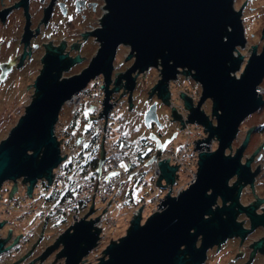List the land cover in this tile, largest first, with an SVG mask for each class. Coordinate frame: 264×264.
Listing matches in <instances>:
<instances>
[{"label": "water", "instance_id": "1", "mask_svg": "<svg viewBox=\"0 0 264 264\" xmlns=\"http://www.w3.org/2000/svg\"><path fill=\"white\" fill-rule=\"evenodd\" d=\"M104 2L106 12L100 13L101 23L95 24L98 27L91 32L100 45L97 51L92 52L89 64L61 77V72L80 61V57L71 58L66 65L46 60L33 84L35 96L28 101L25 112L20 111L8 135L0 138V186L7 180L15 182L22 178L23 183H28L26 192L31 195L38 180L52 183L54 169L66 158L60 152V140L56 136L60 110L91 79L103 76L104 97L99 113L107 118V112L115 103V100L110 101L111 93L118 90V86L109 89L113 62L118 47L127 44L130 52L125 59L134 57V63L116 77L115 84L125 80L124 88L129 91V101L135 87L134 72L139 74L150 67L161 66V77L152 86L151 94L157 92L158 98L166 103H169L170 81L176 79L180 70L185 72L201 85V94L195 106L191 96L181 93L185 109L189 110L186 122L199 123L208 132V136H195L198 140L196 147L202 148L203 143L209 145L214 136L218 146L211 151L199 152L195 180L175 196L166 192L161 202L157 203L161 210L150 214L142 223V207L139 208L124 237L118 240L117 236H110L105 249L108 257L97 264H183L185 253L191 255L190 264H199L208 246L231 234L233 226L238 227L234 223V206L238 205V196L232 197L233 202L227 209L224 207L228 191L235 188L228 187V179L237 173L245 183L253 182L259 170H250V160L244 164L240 161L248 137L243 144H238L240 147L236 152L227 148L243 120L264 104L263 95L257 92L264 78V43L260 51L255 42H250V55L244 68L240 69L245 58L244 51L239 52L238 47L245 44L246 36L242 9L235 5V0ZM261 32L264 37V28ZM58 58L63 59V55ZM239 69L240 74H234ZM208 99L215 124L201 108ZM145 111L147 126L150 120L158 121L155 103ZM173 114L180 119L176 109H173ZM180 122L185 123L182 119ZM81 139L79 137L77 143ZM171 139L164 143L156 139V154L146 163L154 161ZM100 147L98 175L105 160L104 138ZM229 153L233 155H227ZM178 165H170L165 158L160 160V175L156 184L161 188L173 184ZM163 180L166 184H162ZM16 187L15 182L11 194L17 190ZM210 189L211 193H208ZM218 195L223 205L212 211ZM92 206L88 213L75 218L73 224L59 233H62L60 240L65 244L62 253L69 257L68 264H76L77 254L82 256L93 249L99 238L98 227L101 226L97 219L100 213L87 218L93 211ZM224 212L228 213L226 219L222 217ZM210 213L212 217H206ZM248 213L253 224L264 222V216H256L250 209ZM238 231L244 232L240 228L235 232ZM199 235L202 246L195 248ZM182 244L186 245L183 253L180 249ZM1 246L2 243L0 252ZM101 254L99 252V256ZM94 260L97 259L88 261Z\"/></svg>", "mask_w": 264, "mask_h": 264}, {"label": "flooded vegetation", "instance_id": "2", "mask_svg": "<svg viewBox=\"0 0 264 264\" xmlns=\"http://www.w3.org/2000/svg\"><path fill=\"white\" fill-rule=\"evenodd\" d=\"M101 7L102 0H0V97L4 98L8 103H16L20 96H27L30 102L35 96L34 94H36L33 84L40 75L46 60L56 63L57 65H66L71 58L79 56L80 61H76L72 66L77 65L82 61L84 62V59L87 57L82 52L83 36L86 34L91 35L93 29L98 27L97 25H93V21L98 17L96 13L99 12L98 14H100ZM93 15V21L87 20L92 18ZM88 27L91 28L88 29ZM62 55L63 59L59 60L58 57ZM125 60L129 64L125 62L124 70H117L118 67L113 62L114 69L112 70V76L116 74V77H118L134 63V57ZM72 66H70L68 70ZM68 70H63L61 72V77H64V72ZM141 73H133V75H136V80L130 100L132 101V105H130L128 90H119L118 93L117 90H114L111 93V97L126 101L127 108H130L131 110L136 109L137 115L134 120H137L136 122H138L139 125H144L148 130V133L140 137L138 142H136L137 140H132L134 142H132L131 147L127 149V164L130 165V163H137L142 159H145V161L140 164L141 167H144L145 165L152 167L153 161L149 164L146 162L156 154V139L160 140L161 143H164L165 140L171 139L172 137L171 140H173L177 135V132H174L173 130L175 127L187 129L188 133V141L185 144H180L178 146L190 145L194 142L193 150L196 152L201 151L196 147V142L198 140L194 139V141L189 134V129L193 126L190 125L191 123L186 122L188 111L185 109L181 96V93L184 92L189 95V97L191 96V98H193V103H195V98L200 96L201 91L198 93H190L185 89L180 90L177 98L181 100V103L180 105H176L174 99H172L173 92L170 89V86L168 88L170 90L169 103H166L162 98H158L157 92L151 94L152 88H149L148 91L145 92L144 106L138 108V106H136V101L134 100L138 94V92L136 94L135 91L138 89V79ZM182 75L190 76L180 70L177 76L180 77ZM99 77L100 76H97V78ZM137 97L139 98V94ZM153 103L156 104L158 121L150 120L149 126H147L144 115L146 112L145 110L149 109L150 105ZM160 103L166 104L170 107L168 114L162 116L159 114L158 106ZM24 106V109H26V105ZM92 106L100 108V104L97 105L94 101L90 108L76 111L79 112V116L82 115L84 117L85 123L83 132L77 136V140L79 137H82L81 142L77 143L80 147H83L82 144L88 140L89 135L87 134V130L90 128L88 125H91L90 131L94 132V130H92V123H94L95 116L93 115L92 110H90L92 109ZM173 109H176V113L180 115V119L185 122L184 124L180 122V119H176L173 114ZM259 111L260 109L257 110V112ZM107 113L108 115L105 119H108L109 112ZM246 119L247 118H245L243 122ZM240 126H238L239 130L234 137V140L227 148L228 150L233 148L235 143H237L241 130ZM64 128L69 129L67 126H64ZM204 128L205 127H203V136H208V132L205 131ZM69 131L71 130L69 129ZM98 132L101 134L100 131ZM247 133L248 135L246 136ZM247 137L248 140L243 147L240 161L244 164L246 161L250 160V170L253 172L259 169L258 173L254 176L253 182L249 183H245L244 180H241L240 175L237 173L230 177L228 179V187L235 186V188L233 191H228L226 195L227 200L224 203V207L227 209L233 202L232 197L235 195L238 196V205L234 206V211H236L234 223L238 224V227L233 226L231 234L224 239H218V242H214L208 246L204 253V259L199 264H264V222L260 221L253 224L251 216L248 213V210L250 209L256 216H264V122H257L253 128L246 130L244 139ZM102 138H104V136L101 134V140ZM261 138L262 140L255 145V148H253L255 140ZM214 141L215 139H212V143ZM169 143L162 149L160 155L156 159L163 156L168 147H178L173 144L170 145ZM116 150V157L120 163V160L125 159H121L118 156L117 145ZM249 152H251V156H247V153ZM227 155L233 154L229 153ZM141 167L138 165L134 168L124 170L130 174L126 177H122L119 180V184H121L120 182L129 179V176H132L131 178L135 181L138 176L137 173L140 172ZM196 170L197 167H195V171ZM177 173L178 172H176V174ZM99 175L97 174L96 176L98 177ZM177 177L178 176L176 175V178ZM18 181L22 180L17 179V186L19 185ZM41 181H43V179L37 181V184L33 188L32 195L30 196V200H32L34 202L33 204L37 206L34 207L32 205V208L25 213L19 211V215L16 217H10L12 215L11 211L14 210L13 205L18 204V201L15 200H18L19 197L17 194L18 190H15L11 194L14 181L12 182V188H9L8 190V194L4 195V191H1L3 185L0 186V243H2L0 264H68V255L62 253L65 244L60 240V235L63 231L61 234H58V231L63 229L67 223V214L71 212L66 209L64 210L66 212H64V223L62 225L55 224V233L50 237L49 234H47V228L51 224L50 218L57 215L56 212L59 213V211H55L54 206L51 205L50 202H47V197H49V194L53 190L52 183L48 184L47 182L42 188L40 187L39 190L36 191V187L39 182L41 184ZM95 182H98L97 178ZM135 185L138 186L137 184ZM44 186L48 187L49 192L47 191V194H40L41 191H45L43 189ZM39 191V196H37ZM208 193H211V189L208 190ZM2 198H5L4 200L9 203L8 206L3 208ZM222 205V198L218 195L211 210L215 211ZM47 206H50V208H47ZM34 213H37L39 218L38 222L23 225L17 222V219L20 220L26 215ZM206 217H212V213L208 214ZM222 217L226 219L228 213L224 212ZM237 228L242 229L244 232H235ZM201 243L202 237L199 235L195 241V248H200L202 246ZM96 245L97 243L93 249H90L82 256L77 254L76 257L78 258V261L76 264H97L101 259L107 258L108 255L104 251L97 260L91 262L88 261L92 257L94 248H97ZM185 248L186 245L182 244L180 247L182 253ZM190 257L191 255L189 253H185L184 258L186 261L183 264H190Z\"/></svg>", "mask_w": 264, "mask_h": 264}, {"label": "rangeland", "instance_id": "3", "mask_svg": "<svg viewBox=\"0 0 264 264\" xmlns=\"http://www.w3.org/2000/svg\"><path fill=\"white\" fill-rule=\"evenodd\" d=\"M105 3L102 0V4ZM235 5L236 6H241L242 9V19H243V25H244V33L246 36V42L244 45L238 47V51H244V62L241 63L242 66H240L241 68H244L245 63H246V59L248 58V56L250 55L251 52V43L250 42H255L257 45V50H262V46H263V41H264V37H262V30L264 28V0H235ZM104 10L101 9L100 13H103ZM99 12L96 13V15H98V17L94 20V15L92 16V18L87 19L89 21H93V25L101 23V14H98ZM91 27H88V29ZM83 46H82V52H85L84 55L87 57L86 59H84V62L82 61L81 63H78L77 65L72 66L68 71L64 72V74H68V73H72V72H77L79 69L86 67L89 64L90 61V57L92 52L97 51L98 50V46H99V42H97V40H95V37L93 35L90 34H86L83 36ZM130 48L129 45L127 44H122L118 47L117 52H116V56H115V60H114V64L117 65V70H121L122 67L125 66V62L128 63L125 60V57L128 55V53L130 52ZM236 51V52H238ZM129 64V63H128ZM161 66L158 67H150L148 68V70L144 71L143 73H141L138 81V89H136L135 93L139 94V98L136 96L135 100L136 101V106H138V108H141L144 106V99H145V95L148 91L149 88H152V86L159 80L158 78L161 77ZM240 69L237 70L236 72H234V74L239 75L240 74ZM135 75V74H134ZM190 76H177V79L170 81L169 86L170 89L173 92V98L174 99V103L176 105H180L181 100L177 98L178 93L180 90L185 89L190 93H198L199 91H201V85H199V83L195 80H193L191 77L188 78ZM115 80H116V74H114L111 77V84L109 86V89H113L114 87L118 86V90L117 93L119 92V90H124L126 91V89L124 88V83L125 80L121 79L120 83L115 84ZM95 81L97 82V84L95 85ZM102 86V89H98L99 91H94L92 93V95L88 93L87 97L84 99V103H83V107L80 110H85V108H90L91 105L94 103L95 98H99V100L102 101V98L104 96V79L103 76H100L99 78H94L91 79L89 81V83L87 84V86L85 87L86 90H93V86ZM142 88V89H141ZM258 93H261L264 97V78L260 84V86L257 89ZM121 93V92H120ZM200 97V96H198ZM198 97L195 98V101L197 102V100L199 99ZM94 98V100H93ZM115 103L112 106V108L109 111V117L108 120L109 125H112L113 128V134L116 138L115 133L117 132L118 127L121 124H125L128 127V135L131 138V140H137L136 142H138V139H140V137H142L143 135H145L146 133H148V130L145 128L144 125H139L138 122H136L134 119L136 118L137 115V111L135 110H131L130 108H127V102L126 101H122L121 99H117L116 97H111L110 101H114ZM29 99L27 98V96H20L18 102L16 103H8L4 100V98L0 97V138L4 136H7L10 129L12 127H14L15 122L18 119V116H20V111H23V113L25 112V106L27 105ZM196 102L194 103V106L196 105ZM98 103H100V105L102 106L101 102L99 101ZM85 104V105H84ZM96 104V103H95ZM93 110L92 112L95 113V117L97 118L100 117L101 119L105 120L104 116H100V108H96L95 106H92ZM96 108V110H95ZM169 106L166 104H162L160 103L158 106V112L159 114L162 116L164 114H168L169 112ZM201 108H203V110L207 113V115L212 119V122L215 124L216 120L215 118H213V116H211V101L208 100L206 102L203 103V105L201 106ZM97 111V113H96ZM189 113V110H187ZM59 115V119L58 122H60L57 126L58 128V134L60 135V129H62V124L69 127L71 131H73L77 136H79V134H81L84 130L85 127V123H84V117L81 116H77L74 117L71 114L70 108L67 105H64L62 107V109L60 110V114ZM112 115H116L115 118L113 120L112 119ZM187 118V117H186ZM264 122V104L262 105L261 109L259 112L255 111L252 114L248 115L247 119L243 122V124L240 126L241 130L239 133V137H238V141L237 143H235L234 147L231 148V151H237L239 145L238 144H243V142L245 141L244 136H245V131L246 130H250L251 128H253V126L257 123V122ZM62 123V124H61ZM196 123V122H194ZM199 124V123H196ZM201 126V124H199ZM194 127V125H192ZM204 126H201V129ZM174 132H177L176 137H174L173 140H171V142L169 143L170 145H180V144H185L188 140V133H187V129H180L179 128H174L173 129ZM194 136H197L195 131L193 132ZM248 135V133L246 134V136ZM61 137V136H60ZM60 139V138H59ZM196 139V138H195ZM213 139H215V141L212 143V140L210 141L209 145L205 146V144L203 145V147L199 150L201 151H211L215 148H217L218 146V141H217V137L214 136ZM244 139V140H243ZM197 140V139H196ZM262 140L261 139H257L254 142L253 148H255V145H257L259 143V141ZM1 142V141H0ZM190 145H194V142L191 143ZM252 148V150H253ZM200 151H198L199 153ZM248 155H252L251 152L247 153ZM243 160V158H242ZM123 164L126 167H121L123 170H127L129 168V164H127L126 160H120V165ZM139 167H141V165H139ZM197 167V166H196ZM190 171V170H189ZM188 170H183L180 171L177 176V180L176 184H173L172 186H169V188H171L169 190L168 188V184L165 187V189L158 187L157 186V180H154L152 178L153 176V171H152V167L151 166H147L145 165L143 168H140V172L137 173L138 177H140V182L138 186L133 187L134 184V179L131 178L132 176H129V179L124 180L123 182H120L121 184H117L118 185V193L116 195L113 196V199L111 197L110 198H103V196H100V194L98 193V195H92L90 197V203L86 204L82 207H80V216L88 213L90 210L91 205L93 207V211L92 213H90L87 218H91L94 216H97L100 213V216H104L107 217L106 220L104 221L103 224V230L102 233L100 231L101 234L103 235L100 236L98 238V240L96 241L97 243V248H94L93 252H92V257L91 259H97L99 256V252L103 253L107 247V244L109 242V237L110 236H117L118 240L120 237H124V235L126 234L129 226H130V221L131 219L134 217V215H136L139 211V208L142 207L141 210V215H142V223L144 222V220L150 216V214L154 213L155 211H159L161 210L159 206L161 200H157L155 198V195H158L161 199L163 198V196L165 195L164 192H170L171 195L175 196L177 195V193H180L183 189L187 188V186L192 183L195 178L196 175L190 174ZM20 180H22V178H19ZM12 180H7L4 182L2 190L4 191V195L8 194V190L9 188H12ZM15 183V182H14ZM16 183H17V179H16ZM19 185L16 187V189L18 190V206L17 205H13V211H11L12 215L10 217H16L17 215H19V211H21L22 213L27 212L28 210H30V208H32V205L34 207H36L37 205H34L33 201L30 200L31 198L29 197L28 199H23V196H25L26 194V187H23L22 185L24 183H22V181H18ZM61 183V182H60ZM96 183V182H95ZM162 184H166L165 180L162 181ZM40 188V182L38 183V186L36 187V191H38ZM131 190V197L132 200L129 199V196L127 195L128 191ZM164 191V192H163ZM165 192V193H166ZM39 193L37 194V196H39ZM5 198H2V208L5 206H8L9 203L6 202V200H4ZM115 199H119V201H114ZM112 200V201H111ZM12 201V200H10ZM111 201V204L109 203ZM14 202V201H12ZM132 203H134L132 205ZM136 203V204H135ZM110 204V205H109ZM102 205L100 208H97V206ZM47 208H50V206H47ZM46 208V209H47ZM138 208V210L136 211V209ZM45 209V208H44ZM43 209V210H44ZM73 215L72 213H68L67 214V224H65V226L63 227L68 228L71 224H73L75 219H71ZM64 216V215H63ZM63 216L61 217H56V216H52L50 218V226L47 228V234H49V236L51 237L54 233H55V226L56 225H62L64 223V220H62ZM16 220V219H15ZM39 218L37 216V213L34 214H29L26 215L24 218H21L20 220L17 219V222L19 224H29L32 222H38ZM56 224V225H55ZM61 231H63V229H61ZM58 231V234L59 232Z\"/></svg>", "mask_w": 264, "mask_h": 264}, {"label": "built area", "instance_id": "4", "mask_svg": "<svg viewBox=\"0 0 264 264\" xmlns=\"http://www.w3.org/2000/svg\"><path fill=\"white\" fill-rule=\"evenodd\" d=\"M104 5H105V3L102 4V7L100 9H103L104 12H106ZM96 84H97V82L95 81V85ZM94 89L97 92V91H99L98 89H102V86H98V85L95 87L93 86V90H86L84 88L81 91L73 94V96L70 99H68L64 105H67L70 108L71 114L76 113V111L80 110L83 107L84 99L88 95L87 92H89L92 95V93L95 92ZM102 100H103V98H102ZM94 101H95V103H97V105L100 104V103H98L99 101L102 104V101L99 100L98 96H97V98H95ZM100 107H101V105H100ZM92 110H93V108H92ZM93 115H95V113H93ZM115 116L112 115L111 120H113L115 118ZM109 122L110 121L108 119L104 120V119H101L100 117L97 116V118L95 117L94 123H92L93 124L92 130H94V131L97 130V132L100 131L101 134L104 136L105 148H106L105 160H104L103 164H101L100 175H99L100 178L98 179V182H96L95 184L90 185V186L89 185L84 186L83 188L76 191V193L73 195L74 197H71L72 199L68 203L69 208H71V210L73 212L71 219H75V218L80 216L79 215L80 214L79 213L80 207H82L86 204H89L90 203V197L92 195H98V193H99L100 196H103V198L108 197L111 199V197H112V199H113V196L118 193L117 189H118V185H119V180L122 177H126L130 174L121 168V165H120V163L116 157V153H117L116 138L113 134L111 125H109ZM192 128L194 129L196 135H200V134L203 135L204 134L203 128L201 129V126L199 124L195 123L194 127H192ZM192 128L189 129V134L191 135V138H193V140H194L196 137L194 136V134L192 132ZM59 130H60V135L58 134V128L56 126V136L58 137V139L60 138L59 139L60 140V152L62 155L66 156V158L53 171V177H52L53 181L51 184L53 186L56 182L60 183L64 180L65 172H64L63 167L75 154H78V151L81 148L80 145L77 144V135L74 132L69 131V129H65L64 127L62 129L59 128ZM193 149L194 148L192 145L178 146L177 148H175L174 146L168 147L165 150V153L163 154V156H160L158 159L153 161V164H152L153 176H152V178L154 180L158 179V177L160 175V173H159L160 172L159 161L160 160L162 161V159H164V158L168 160L170 165H175V164L178 165L180 163L178 165V166H180V168H182L183 170H188V171L190 170L189 172H190V174H192V176L196 175L195 167L197 166V168H198V161H197L198 152H196ZM112 172H116V173H118V175L112 176L111 175ZM176 172H178V169ZM177 178L175 179L173 184H176V181H178ZM45 183H47V180L44 179L43 181H41L40 187L42 188V186L45 185ZM173 184H168V188H169V186H172ZM27 185H28V183H24L22 186L26 187V189H27ZM43 189L45 191H41L40 194H47L49 192V189L47 186H44ZM31 195H29L26 192V194H25V196H23L22 200L28 199ZM158 197H159L158 195H155V198L157 200L158 199L162 200L161 197L160 198H158ZM117 200L119 201V199H115L114 201H117ZM111 201L109 202L110 204H111ZM76 208L77 209L79 208L78 211L76 210ZM137 210H138V208L136 209V211ZM106 218L107 217L99 216L97 219V223L101 226V227H98L100 229L101 233H102V230H103L102 227H103V224H104V221L106 220ZM101 233H99V234H101ZM100 236L103 237V235H100Z\"/></svg>", "mask_w": 264, "mask_h": 264}, {"label": "trees", "instance_id": "5", "mask_svg": "<svg viewBox=\"0 0 264 264\" xmlns=\"http://www.w3.org/2000/svg\"><path fill=\"white\" fill-rule=\"evenodd\" d=\"M261 109V108H260ZM79 112L73 114L74 117L79 116ZM60 122L57 123L58 126ZM62 124V123H61ZM60 125V124H59ZM64 127L65 125L62 124ZM69 128V127H68ZM70 129V128H69ZM91 127L87 130V134L89 135L88 140L85 142L87 147H81L78 151V154H75L63 167L65 172V178L61 183H55L53 186V190L47 197V202H50L51 205L54 206L57 215L56 217H61L64 215V210H68L72 213L71 208H69L68 203L74 197L73 195L79 189L83 188L87 185L95 184L97 178V167L99 163V154H100V143H101V134L96 131H90ZM125 133L127 135H125ZM116 135V145L118 147V156L121 159H127V149L131 147L132 141L128 135V127L125 124H121ZM145 159L137 163H130L129 168H134L144 162ZM128 162V160H127ZM140 177H136L133 187L135 184L139 185ZM130 189L127 193L129 199L132 200V193ZM134 203H132L133 205ZM80 207V206H79ZM60 209V210H59ZM79 209V208H78ZM76 208V210L78 211ZM63 213V214H61ZM66 213V212H65ZM62 220L65 221V216H63Z\"/></svg>", "mask_w": 264, "mask_h": 264}, {"label": "bare ground", "instance_id": "6", "mask_svg": "<svg viewBox=\"0 0 264 264\" xmlns=\"http://www.w3.org/2000/svg\"><path fill=\"white\" fill-rule=\"evenodd\" d=\"M58 123V122H57ZM195 123H191L190 125L192 126V125H194ZM192 132H194V129L192 128ZM106 150V149H105ZM182 167V166H181ZM180 171H182V168H180V166H178V173L180 172ZM98 179L100 178V176H98L97 177ZM158 186V185H157ZM158 187H160V186H158ZM163 189H165V188H163ZM102 205H100V206H97V208H100Z\"/></svg>", "mask_w": 264, "mask_h": 264}, {"label": "snow or ice", "instance_id": "7", "mask_svg": "<svg viewBox=\"0 0 264 264\" xmlns=\"http://www.w3.org/2000/svg\"><path fill=\"white\" fill-rule=\"evenodd\" d=\"M88 127H91V125H88ZM125 135H127V134L125 133ZM87 146H88V145H86V144L84 145V147H87ZM121 167H126V166L123 165V164H121ZM111 175H112V176H116V175H118V173H116V172H112Z\"/></svg>", "mask_w": 264, "mask_h": 264}]
</instances>
